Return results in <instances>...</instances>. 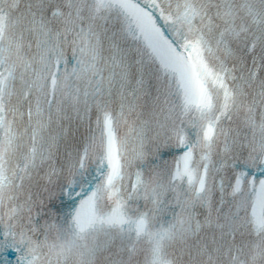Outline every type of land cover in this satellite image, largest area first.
<instances>
[{
    "label": "snow or ice",
    "instance_id": "6c2138e0",
    "mask_svg": "<svg viewBox=\"0 0 264 264\" xmlns=\"http://www.w3.org/2000/svg\"><path fill=\"white\" fill-rule=\"evenodd\" d=\"M0 264H264V0H0Z\"/></svg>",
    "mask_w": 264,
    "mask_h": 264
}]
</instances>
